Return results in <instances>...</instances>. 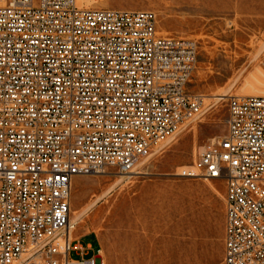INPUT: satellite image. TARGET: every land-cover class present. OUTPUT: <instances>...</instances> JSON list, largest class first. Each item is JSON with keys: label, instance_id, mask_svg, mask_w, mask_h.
<instances>
[{"label": "built area", "instance_id": "built-area-1", "mask_svg": "<svg viewBox=\"0 0 264 264\" xmlns=\"http://www.w3.org/2000/svg\"><path fill=\"white\" fill-rule=\"evenodd\" d=\"M158 24L148 9L0 0V264H105L71 236L76 177L135 172L203 115L198 45ZM228 108L227 133L178 175L226 182L223 264H264V95Z\"/></svg>", "mask_w": 264, "mask_h": 264}, {"label": "rangeland", "instance_id": "rangeland-1", "mask_svg": "<svg viewBox=\"0 0 264 264\" xmlns=\"http://www.w3.org/2000/svg\"><path fill=\"white\" fill-rule=\"evenodd\" d=\"M78 3L153 10L161 34L196 41L188 90L203 99V115L186 121L135 172L110 167L76 177L71 217L80 219L73 237L92 244L90 256L101 250L105 264H223L226 182L184 178L178 172L209 140L227 133L230 96L264 95V0ZM71 257L80 256L73 250Z\"/></svg>", "mask_w": 264, "mask_h": 264}, {"label": "bare ground", "instance_id": "bare-ground-1", "mask_svg": "<svg viewBox=\"0 0 264 264\" xmlns=\"http://www.w3.org/2000/svg\"><path fill=\"white\" fill-rule=\"evenodd\" d=\"M81 214H82V213H81ZM78 219H80V216H76L75 219H73V218L71 217V221H72L73 224H76V222L78 221ZM74 230H75V229H73L72 232H71V234H72L71 236H72V237H73V235H74V232H73ZM73 238H74V237H73Z\"/></svg>", "mask_w": 264, "mask_h": 264}, {"label": "crops", "instance_id": "crops-1", "mask_svg": "<svg viewBox=\"0 0 264 264\" xmlns=\"http://www.w3.org/2000/svg\"><path fill=\"white\" fill-rule=\"evenodd\" d=\"M89 245H91L92 246V244L91 243H89ZM93 247V246H92Z\"/></svg>", "mask_w": 264, "mask_h": 264}]
</instances>
